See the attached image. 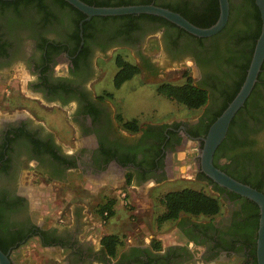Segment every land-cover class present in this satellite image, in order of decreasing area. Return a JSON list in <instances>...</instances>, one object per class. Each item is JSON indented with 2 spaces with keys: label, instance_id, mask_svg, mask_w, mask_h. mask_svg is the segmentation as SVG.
<instances>
[{
  "label": "flooded vegetation",
  "instance_id": "1",
  "mask_svg": "<svg viewBox=\"0 0 264 264\" xmlns=\"http://www.w3.org/2000/svg\"><path fill=\"white\" fill-rule=\"evenodd\" d=\"M181 1L191 12L206 11L208 2ZM241 1L228 0L229 10L239 7ZM43 3L41 10L33 6L14 10L0 3V110L11 105L36 107L56 119V111L67 108L70 134L77 133L88 140L82 148L63 151L50 129L42 127L36 117L20 112L0 115V219L8 241L15 239L13 245L18 242L17 247L21 246L31 233L41 229L45 240H59L57 244H40L41 247L70 249L65 259L74 264L70 227L45 228L32 221L29 197L21 182L46 194V200L49 196L53 200L61 197L60 202L67 199L61 195L63 192L74 200L68 178H74L75 167H81L83 173L118 167L133 182L152 180L158 184L166 180L168 169L173 167L177 147H185L187 142L193 143L190 160L198 174L199 138L223 100L213 87L218 86L222 93L229 91L237 67L231 66L225 53L221 54L212 36H191L145 18H137L138 27L127 33L119 31L118 19L105 29L87 25L83 30L82 19L78 21L72 9L50 0ZM152 43L158 49L156 54L150 52L151 47L147 49L146 45ZM107 54L111 55L112 62L108 64H113V72L97 66L107 59ZM125 54L131 57L125 60L138 68L130 79L139 76L143 84L155 85L156 92L159 84L170 83L164 78L165 69L177 65L190 72L186 77L193 84L207 90L206 102L189 120L181 119L176 124L138 123L136 131L125 130L116 119L117 113L111 116L106 104L111 92L105 91L109 87L118 91L130 80L114 85V59H124ZM95 86H101L100 93L95 92ZM240 118L246 125L235 128L232 134L247 143L244 146L242 142L239 149L250 155L249 161L237 165L225 151H219L215 163L229 175L241 176L264 192V126L259 127L245 114ZM230 192L225 188L214 192L221 209L213 217L191 219L180 214L174 220L180 242L160 246L159 250L129 244L111 258L112 263H106L256 264L255 229L250 220L254 205L244 197H230ZM67 208L64 211L68 212ZM17 247L8 250L12 264L16 263L10 253Z\"/></svg>",
  "mask_w": 264,
  "mask_h": 264
},
{
  "label": "trees",
  "instance_id": "2",
  "mask_svg": "<svg viewBox=\"0 0 264 264\" xmlns=\"http://www.w3.org/2000/svg\"><path fill=\"white\" fill-rule=\"evenodd\" d=\"M53 4L67 6L72 9L76 14H78V21L84 18V14L79 10L75 9L73 6L68 4L64 0H50ZM82 2L93 5V6H118V5H129V4H147L152 3L157 6L167 8L171 11L179 13L182 17L188 20L193 25L199 27H206L212 24L217 18L218 7L217 0H208L206 4V11L201 12H191L188 7L184 6V2L181 0H81ZM2 5L12 6L14 10L18 9V6L27 8L29 6L35 7L37 10L44 8L43 0H12V1H2ZM137 18L151 19L152 21H158L159 23L168 24L178 30L181 33L191 35L174 24L168 22L167 20L151 15V14H124V15H114V16H92L89 20L82 21L83 30L87 25H93L98 28H106L111 24V22L121 20L119 31H125L126 33L137 28L138 24ZM260 29V19L258 10L253 2V0H242L239 7L228 11V16L223 28L216 34L212 35L211 38L215 39L216 46L219 48L221 54L225 53L231 62V66L237 67L233 82L230 86L229 91L224 93L220 92L218 86L213 88L222 95L221 106L216 110L214 115L209 119L205 125V129L202 133L204 136L209 124L215 119L217 115L225 108L227 103L234 96L238 90L244 75L246 68L249 63L251 52L255 39L259 33ZM85 36V34L83 33ZM192 36V35H191ZM222 39V42L219 41ZM220 44H219V42ZM216 55H219L216 53ZM237 61V63H236ZM115 66L117 68L114 74V85L118 86L120 83L130 79L134 74L138 72L136 65L130 63L129 61L117 56L114 59ZM230 66V67H231ZM213 85V84H212ZM156 92L165 96L166 98L175 101L183 105L187 109L196 110L200 108L207 100L208 93L207 90L199 85L193 84L190 77H186L184 82L181 84H170L161 83L156 86ZM257 95V96H256ZM244 115L249 120H253L259 127L264 126V59L260 65V69L256 76V81L254 82L249 94L244 100L243 105L236 111L233 115L224 138L217 145L213 152L212 163L215 167L222 170L228 174L223 166H218L215 163L216 155L219 151H225V154L231 158L233 162L237 165H242L249 160V154L244 153L239 149L240 145L245 146L244 141H240L233 137V130L235 128H243L246 123L241 120V115ZM116 119L121 122V127L125 130L134 132L138 129V123L136 119L121 120L119 115H116ZM239 130V129H238ZM194 134V133H191ZM242 142H244L242 144ZM229 175V174H228ZM197 178L202 180L207 186H211L210 190L219 193L223 188L219 187L217 184L212 182L200 171L196 174ZM231 176V175H229ZM235 180L247 184L250 187L259 191L254 183H250L248 180L243 179L241 176H231ZM129 176L126 178V182H129ZM264 193V192H263ZM230 197L239 195L230 192ZM246 199V198H245ZM248 200V199H247ZM115 200L112 198H107L103 202L99 203L95 207V212L99 216L100 220L105 222L113 214V204ZM248 202L253 203L248 200ZM160 204L162 206L161 212L155 217L157 223H162L166 221H174L180 214L191 217H213L219 214L221 209V204L217 196H213L199 189H193L190 187H182L175 190H169L165 192L160 198ZM255 211L254 214L251 213L250 220L254 229L256 230L258 210L255 203H253ZM6 233L3 231V223L0 219V251L3 253L7 252L9 249H13L18 246V242L14 243L15 239L8 241V237L5 236ZM36 236L39 238L40 244H57L58 238H53L48 241L45 240V232L41 229L35 230L29 236ZM28 237H26L27 239ZM25 239V238H24ZM121 236L117 234H105L100 237L99 245L103 250L104 254L108 257L113 258L119 246H121ZM11 246V247H10ZM150 246L154 250H159L160 245L158 241L152 240ZM9 252V251H8ZM9 255V254H8Z\"/></svg>",
  "mask_w": 264,
  "mask_h": 264
},
{
  "label": "rangeland",
  "instance_id": "3",
  "mask_svg": "<svg viewBox=\"0 0 264 264\" xmlns=\"http://www.w3.org/2000/svg\"><path fill=\"white\" fill-rule=\"evenodd\" d=\"M146 46L147 49H150L151 47L150 52L152 54H156L158 52V49L153 43ZM105 57H107V59L105 61L101 60V63L98 62L97 66L101 69H107L108 72H113V64H111V66L108 64L112 62L111 55L107 54ZM123 57L124 59L131 60L130 55L125 54ZM189 74L190 72L188 70L177 67V65H173L172 69H165L163 72L165 80L172 84H181ZM10 83L13 84V82ZM154 87L155 85L143 84L141 78L136 76L125 82V84L122 85L118 91H115L111 87L106 88L105 91L111 92V97L108 99V102H106L111 116L117 113L116 115H119L122 120L136 119L137 123H159L162 121H170V123L173 122L176 124L177 121L181 119H191L198 112L199 108L196 110L187 109L183 105L176 103L161 94H157ZM94 88H96V93H100L101 86H95ZM23 91L28 93L26 89H23ZM1 93L4 94L5 91L1 90ZM68 111L69 110L67 108H65V111H56L59 116L56 119H53L50 116L51 114H46L47 112L44 111V109L28 106L17 107L16 105H11L1 109L0 115H11L20 112L30 117L34 116L36 117V120L41 123L42 127L46 130L50 129L56 141L63 146V148H67V145H62L63 143H66V141L57 140V136L61 139H66L72 135V137H74V143H72V141L69 142V144H72V147L80 142V137L77 133L70 134L72 129L69 127L67 121ZM186 145L187 146L182 148L180 146L177 147L173 159V167L168 169L167 177L165 178L166 180L158 184L153 183L155 184L153 186H147L144 194L149 199L147 200L146 198H143L142 202L137 205L136 210V204H134L136 201L134 198L138 195V192L135 187L128 188L127 192L124 189L121 190V192L125 193L123 199H121L118 192L117 194H113L112 189H109V191L99 189L94 193L88 194L85 198L81 195L86 193L74 190L75 193L79 194L78 196H80V199H84L87 202L89 209V213L87 214L89 217L94 214L95 219L99 221L94 208L97 204L111 197L115 200V204L117 203V205H119L127 214V218H125V214V217H122L117 221L118 224H111L112 229L116 230L113 232H118L121 236L122 242L121 246L117 249V253L129 244L143 247L145 245H150L152 240H157L160 246L165 247L170 243L181 241L178 239L177 231L174 226L175 221H166L162 223H157L155 221V217L162 210L160 198L165 192L182 187H190L202 190L203 192L213 196H217L202 180L197 178L196 167H194L192 160H190L192 154L191 147L193 143L187 142ZM132 183L134 182L132 181ZM130 184V181L127 182V184L124 183V187H127ZM21 186L24 187V193H27L29 197L32 221L39 224L41 222L43 227H49L51 225L69 226L67 220L63 217L64 210L69 206V203L65 199L63 202H60L61 197L53 200L49 196L47 201L53 204V206H50V211L51 208H53L52 212L59 210V213L58 216L55 217L46 214L48 215L46 217L38 207L40 201H44L46 194L34 189L30 186V184L29 187L27 184H24L23 181L21 182ZM61 195L66 196L67 194L66 192H63ZM187 217L191 219L197 218L191 216ZM51 220L53 224H50ZM111 221V218L106 220L107 224H110L109 222ZM98 223L100 226L105 224L102 220ZM100 226L96 227V229H102ZM100 233H103V231ZM62 253L63 252H61L58 247H48L46 249L41 248L37 239L35 237H31L24 244L13 250L10 255L16 264H65L62 258ZM100 257V254H95L90 258V261L95 260L93 261L94 263L81 262L79 264H107L101 261ZM97 260H100L99 263ZM112 261L113 260H111V263Z\"/></svg>",
  "mask_w": 264,
  "mask_h": 264
},
{
  "label": "water",
  "instance_id": "4",
  "mask_svg": "<svg viewBox=\"0 0 264 264\" xmlns=\"http://www.w3.org/2000/svg\"><path fill=\"white\" fill-rule=\"evenodd\" d=\"M64 1L85 15L80 23L83 20H88L91 16L151 14L167 20L196 37H208L220 31L226 23L229 11L228 0H217V18L209 26L199 27L190 23L179 13L152 3L93 6L86 4L81 0ZM253 2L259 13L260 29L253 45L244 78L234 96L219 115H217L209 124L204 136L199 138L201 140V145L197 150V166L201 173L219 187L225 188L226 190L255 203L258 210L257 226L255 230V262L256 264H264V193L235 180L222 170L215 167L212 163L213 152L224 138L233 115L243 105L244 100L256 81L257 73L264 59V0H253ZM8 254V251L5 253L0 251V264H12Z\"/></svg>",
  "mask_w": 264,
  "mask_h": 264
},
{
  "label": "crops",
  "instance_id": "5",
  "mask_svg": "<svg viewBox=\"0 0 264 264\" xmlns=\"http://www.w3.org/2000/svg\"><path fill=\"white\" fill-rule=\"evenodd\" d=\"M57 140L66 141V143H63L62 145H67V148H63V146H61L55 139L56 143L59 144L60 147H62L61 149L63 151H72L73 150L72 148H74L75 150V149L82 148L83 146H85L88 138L87 139L80 138L79 139L80 142L74 145V147H72V144H69L70 141L74 143V137H72V135H70V137H67L66 139H61L60 137L57 136ZM124 172L125 171L118 169V167H105L101 170L97 169V170H93L92 172L83 173L81 167H75L74 168V178L71 177V178H68V180H70L69 181L70 186L73 190H76V191L78 190L79 192L86 193L84 195H81L84 198L88 196V194L94 193L98 191L99 189H102L103 191L104 190L109 191V189H112L113 194L114 193L117 194V192L118 194L119 192L121 194V190L124 189L127 192L128 188L135 187L136 191L138 192V195L134 198V200L136 201V203H134L136 204V207H135V210H136L137 205L140 204V202H142L143 198H146L147 200L149 199L144 194V191H146L147 186L149 187L155 184H153L154 182L152 180H146L142 183H137V182L132 183L131 176L129 174H126L127 172L126 173ZM127 176H129L130 178L129 181L131 184L127 187H124V183L127 184L126 182ZM63 187H66V186H63ZM78 195H79L78 193L74 192L73 201H71L72 196L69 193L65 196L67 198L66 200L69 199L67 201L69 203V206L67 208L68 212L64 211V215H63V217L68 222L69 226L67 227H70V230L72 231L74 235V264H79L81 262L88 263V262L95 261V260L90 261V258L93 257L97 252H99L101 256L100 257L101 261H103L104 263H106V261H109L111 263V257H108L106 254H104L103 250L101 249L99 245V239L101 236L105 234L113 233V234L119 235L118 232H113L116 230L112 229L111 224L113 223L118 224L117 221L121 219L122 217H125L126 213L121 209L119 205H117V203L115 204L114 202L113 207H112L113 214L109 217L112 219V221L109 222L110 224H107V222L105 221L104 222L105 224L103 223L104 225L100 226V224L98 223L100 222L99 216H98L99 221L95 219L94 214H92L91 217H89L87 214L89 213L87 202L84 199H80V196ZM50 206H53V204L49 203L47 200H45V198H44V201H40V204L38 205L39 209L45 214L46 217L48 215L49 216L52 215V217L58 216L59 210L57 211L55 210L52 212L53 208H51V211H50ZM125 218H127V214ZM50 224H53L52 220L50 221ZM98 226H100V228L102 227V229H96V227ZM45 228H47V226ZM102 231L103 233H100ZM41 248L46 249L48 247H41ZM58 248L61 250V252H63L62 258L65 264H72V263L67 262V260L65 259L66 255H68V253L70 252V249L66 247L65 248L58 247ZM99 261L97 260L98 263Z\"/></svg>",
  "mask_w": 264,
  "mask_h": 264
},
{
  "label": "built area",
  "instance_id": "6",
  "mask_svg": "<svg viewBox=\"0 0 264 264\" xmlns=\"http://www.w3.org/2000/svg\"><path fill=\"white\" fill-rule=\"evenodd\" d=\"M119 195H120L121 198H124L125 193L124 192H121V194H120V192H119Z\"/></svg>",
  "mask_w": 264,
  "mask_h": 264
}]
</instances>
